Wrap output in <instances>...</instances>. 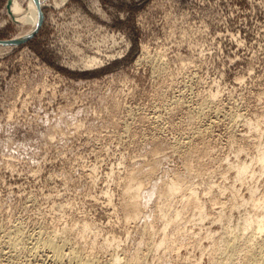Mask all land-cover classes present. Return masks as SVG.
<instances>
[{
	"label": "rangeland",
	"instance_id": "rangeland-1",
	"mask_svg": "<svg viewBox=\"0 0 264 264\" xmlns=\"http://www.w3.org/2000/svg\"><path fill=\"white\" fill-rule=\"evenodd\" d=\"M41 1L34 37L0 49V264H36L24 245L38 231L77 237L76 245L82 237L100 264L137 251L149 264L217 263L207 235L242 232L248 187L264 198V173L241 186L232 169L264 142V0ZM7 2L0 0V41L23 29ZM88 57L100 63L86 67ZM176 177L181 192L166 196ZM138 183L140 214L127 220L124 191ZM189 188L204 220L186 204ZM157 204L166 220L181 212L166 233L182 247L175 241L164 253L142 242L162 236ZM15 227L24 241L10 257Z\"/></svg>",
	"mask_w": 264,
	"mask_h": 264
},
{
	"label": "bare ground",
	"instance_id": "bare-ground-1",
	"mask_svg": "<svg viewBox=\"0 0 264 264\" xmlns=\"http://www.w3.org/2000/svg\"><path fill=\"white\" fill-rule=\"evenodd\" d=\"M58 0H55V4H59V3H62V2H65L66 0H59L58 2H57ZM24 2L26 3L25 4V6L23 5L24 4ZM49 2V0H42L41 1V4H47ZM34 4H36V0H10V2H9V5H8V7H9V10H8V12L10 13L8 16H9V18H10V20L15 24V25H17V26H19L20 28H23L18 34H16V35H14L13 37H12V39H10V40H7V41H9V42H2V41H0V49H7L8 47L7 46H9V45H11L10 43V41H19V40H21V39H24V38H26V36H29V35H31L35 30H37L39 27H40V24H41V22H42V14H41V12H40V10H37L36 8H35V5ZM8 7H7V9H8ZM14 46V45H13ZM11 49V48H10ZM147 58V57H146ZM84 59V58H83ZM140 59V58H139ZM151 59V58H150ZM141 60V59H140ZM157 60H159V59H157ZM157 62V61H156ZM160 62V61H159ZM159 62H158V64H159ZM100 63V61L97 59V58H95V57H88L87 58V60H85V62L83 63L84 64V66H86V67H88V66H97L98 64ZM161 63V62H160ZM162 64V63H161ZM160 64V65H161ZM163 65V64H162ZM162 67V66H161ZM163 69H164V67H163ZM209 97H211V96H209ZM212 98V97H211ZM211 98L209 99V101L211 100ZM212 101V100H211ZM210 101V102H211ZM210 104V103H209ZM202 105H203V103H202ZM205 105H207V101L205 102ZM204 105V106H205ZM204 106H203V108H204ZM199 107V106H198ZM197 107V108H198ZM200 107L202 108V106L200 105ZM206 107V106H205ZM198 110H200V108H198ZM201 111V110H200ZM199 111V112H200ZM217 116V115H216ZM215 117V116H214ZM264 119V118H263ZM259 122V121H258ZM262 123V125H264V120L261 122ZM261 127V125H260V123H256V125L254 126V129L255 130H258L259 128ZM261 129V128H260ZM262 130V129H261ZM261 134H262V136H261V138L262 137H264V128H263V131H261ZM260 134V135H261ZM259 135V136H260ZM189 136V135H188ZM258 136V137H259ZM194 138V137H193ZM185 139H186V137H185ZM188 139V138H187ZM190 139V138H189ZM257 139H260V138H257ZM191 140V139H190ZM191 141H193V139L191 140ZM261 141V140H260ZM183 142V141H182ZM257 142H259V141H257ZM256 142V143H257ZM180 143V142H179ZM184 143H187V140L184 142ZM255 143V140H254V144H256ZM188 144V143H187ZM190 144V143H189ZM184 145V144H183ZM191 145V144H190ZM179 146V145H178ZM177 146V147H178ZM255 146V145H254ZM176 147V146H175ZM182 147H184V146H182ZM181 147V148H182ZM189 147V146H188ZM256 147V153H255V155L252 157V159L249 161V162H247V161H240L237 165H235V166H232V169H234V172H235V182H237V183H240L239 185H241V186H244V185H247V184H249L250 183V181L251 180H253V178L255 177V172H256V170H259V172H260V174H259V176H261V174H263L264 173V142H259V143H257V145L255 146ZM180 148V149H181ZM187 148V147H186ZM176 150H178L177 148H175ZM179 149V150H180ZM183 149V148H182ZM185 149V148H184ZM174 150V149H173ZM175 152H178V151H175ZM260 177H257V179H259ZM234 184V183H233ZM132 186L133 187H135L131 192L128 190V189H126L125 191H124V197H126V201L124 202V205H123V207H124V211H126L125 213L127 214L126 216H127V220H130V219H136L137 217H138V215L140 214L139 212H140V203H139V199H138V196H139V190H140V184L138 183L137 185H133L132 184ZM165 186V185H164ZM163 186V187H164ZM164 189V188H163ZM181 189H182V187H181V182H180V180L176 177V178H173V179H171L169 182H168V184H166V186H165V189H164V193H165V195L166 196H174V195H176V193H178L179 191L181 192ZM255 191H256V189H253L252 187H248L247 188V194L245 195V196H242L241 197V204H243V205H245L246 206V208H247V211H248V213L247 214H245V216L243 217V219H242V225H241V227H239L241 230H242V232H240V233H238V234H233V232H235V231H232V232H227V231H223V233L222 234H220V236H218V235H216V236H214L215 234L211 231L208 235H207V238H209L210 240V248H211V251L210 252H215L216 253V258L219 260L218 262H219V264H264V238L262 239V237H261V235H263L264 234V198H262V197H257V196H255ZM232 193V198L234 199L235 198V194H236V192L235 191H231ZM182 193H183V191H182ZM184 193H186V191L184 192ZM180 194V193H179ZM181 196H183L182 194H181ZM186 197V204H190V206H191V204L193 205L194 204V206H195V209L197 210V214H198V218H199V220H204L205 218H206V212L204 211V208H203V205L199 202V200H198V197H197V192H196V190L195 189H192V188H189V190H188V193H187V196H185ZM185 197H184V199H185ZM182 198V197H181ZM185 200H183V202H184ZM182 202V203H183ZM121 203H122V200H121ZM158 205V204H157ZM122 206V205H121ZM183 206H185V205H183ZM189 206V207H190ZM183 208V207H182ZM192 208V207H191ZM190 208V209H191ZM156 209H157V211L160 213V214H158L163 220V226L162 225H160V227L159 228H161V226H162V228L160 229L161 230V232H162V236L159 238V239H157V240H153L152 238H151V236H150V238L147 240V241H145L144 240V238L142 239V242H147V243H145L146 245H148L147 247L148 248H151L152 249V251L153 250H155V251H158L160 248L161 249H163L162 251L165 253V251H166V249L168 250L171 246L173 247L174 245H176V242L175 241H177V240H175L176 238L174 237L175 235H176V237H180V236H182V237H184V234L183 235H181V232L184 230H182V231H179L180 230V227H179V229H178V225L176 226V227H174V228H176L175 229V235L173 236L175 239H173V238H171L172 237V235H171V237H169L168 235H167V228H168V226H169V224L170 223H175L176 224V220L178 219V217L181 215V212L180 211H176V213H175V216L174 217H172L170 220H166V219H164L163 218V206L161 205V206H157L156 207ZM184 209V208H183ZM189 209V208H188ZM196 214V215H197ZM158 216V217H159ZM224 214H222V212L221 211H219V213H218V220H221V219H223L224 218ZM173 223V224H174ZM149 226V225H148ZM148 226H146L145 225V227H144V230H143V228H142V230L145 232V234L146 233H149V231L147 232V228H148ZM238 227V226H237ZM16 228V227H15ZM63 228V227H62ZM67 228V227H66ZM71 228V227H70ZM88 227L86 226V225H84L83 227H82V232H80V231H78V230H76V231H78V234L77 235H79V237L83 234V231H85L86 229H87ZM226 228V227H225ZM250 228H252L251 230H252V232H250L249 233V229ZM14 229V228H13ZM12 229V230H13ZM74 229V228H73ZM149 229V228H148ZM238 229V228H237ZM62 231V233H64V230H65V228L64 229H61ZM69 230V228L68 229H66L65 231H68ZM225 230V229H224ZM227 230V229H226ZM229 230V229H228ZM239 230V229H238ZM250 230V231H251ZM16 233H15V235H11V237L9 238L10 239V241H9V248L11 247V250H8L9 251V256L10 257H13L12 256V249H14V246H16V243L17 242H20L21 243V246H22V243L23 242H21L23 239H22V234L20 235V233L18 232V229L16 228ZM71 231H75V229L74 230H71ZM71 231H68L69 233L71 232ZM142 231V232H143ZM157 231V233H158V230H155V232ZM237 231V230H236ZM245 231H248V233L247 234H245L244 232ZM5 232V231H4ZM4 232H2V233H4ZM9 232H10V230H9ZM41 231H38V233L35 235V232H34V236H32V238H31V236H30V242H29V240H27L26 239V236H25V240H27L26 242L28 243V245H27V247H26V245H24L25 244V242H24V246H25V248H27V250H26V254L29 252V254H30V256L32 257L31 258V260H35L37 263L36 264H38L39 262V264H100L99 262L100 261H102L103 259L99 256V255H97V258H98V256L102 259H100V261H98L99 259H97V258H93L95 255H93V257H90L89 255H91L92 256V254H93V252H94V248L96 247L95 246V244L93 243V247L92 248H90V250L92 251L93 250V252L91 253L90 252V254L88 255V254H85L84 253V251H83V249L84 248H82V246H81V244H80V242H82L83 240H82V237H80L81 238V240H80V238L78 239V240H80L79 241V245L77 244H72V243H74V241H75V239H77V237L75 238L74 236L72 237L73 239H74V241H71L72 243H70V240H68V238L70 237L71 238V236L69 235V237L68 238H64V237H66L65 235H64V237H62L61 239H57V235L55 234L54 235V233H56V231H54V233H52V234H49L50 232H53V231H48L47 233H48V235L45 233V235H43L42 233H40ZM60 232V233H61ZM79 232H80V234H79ZM155 232H153V231H151V233H155ZM160 232V231H159ZM185 231H183V233H184ZM239 232V231H238ZM6 233H7V231H6ZM74 233V232H73ZM76 233V232H75ZM74 233V234H75ZM262 233V234H261ZM10 234V233H9ZM12 234V233H11ZM58 234V237L60 236V234L59 233H57ZM65 234H67V233H65ZM71 234V233H70ZM144 233H143V235H145ZM159 234V233H158ZM194 234V233H193ZM219 234V233H218ZM231 234H233V236L231 235ZM261 234V235H260ZM3 235V234H2ZM4 235H6V234H4ZM72 235V234H71ZM76 235V236H77ZM142 235V236H143ZM149 235H150V233H149ZM154 235V234H153ZM157 234L155 233V236H156ZM187 235V234H186ZM259 235H260V239L261 240H259ZM24 236V235H23ZM29 236V235H28ZM68 236V235H67ZM83 236V238H85L84 237V235H82ZM193 235H191V237H192ZM195 236H197L196 235V233H195ZM5 237H9V236H5ZM154 237V236H153ZM188 237V236H187ZM185 238V239H187V241H189L190 242V240H188L189 238ZM29 238V237H28ZM60 238V237H59ZM145 238H147V236L145 237ZM156 237H154V239H155ZM184 238H181V239H184ZM195 238V237H194ZM193 238V239H194ZM197 238V237H196ZM195 238V239H196ZM180 239V238H179ZM4 239H2V241H3ZM5 240H6V238H5ZM85 240H86V238H85ZM115 240V239H114ZM144 240V241H143ZM8 241V240H7ZM24 241V240H23ZM92 241V240H91ZM183 241V240H182ZM181 241V242H182ZM208 241V240H207ZM4 242V241H3ZM77 242V241H76ZM75 242V243H76ZM86 242V241H85ZM92 242H94V241H92ZM92 242H90V243H88V245L89 244H91ZM107 242V241H106ZM106 242H105V245H106ZM114 243L116 242L117 243V240H115V241H113ZM180 242V241H179ZM179 242L177 241V243L179 244ZM6 243V242H5ZM4 243V245H6V247H8V245L7 244H5ZM78 243V242H77ZM84 243V242H83ZM82 243V244H83ZM183 243H184V241H183ZM192 243H194V241L192 242ZM0 244H1V242H0ZM97 244V243H96ZM107 244H109V243H107ZM1 245H3V244H1ZM85 245V244H84ZM83 245V246H84ZM86 245H87V242H86ZM87 245V246H88ZM92 245V244H91ZM105 245H104V247H105ZM116 245V244H115ZM142 245H144V243L142 244ZM146 245H145V247H146ZM181 245V243L179 244V246ZM107 246H110V244L109 245H107ZM178 246V247H179ZM4 247V246H3ZM2 246H1V249L3 248ZM5 247V248H6ZM18 247H20L19 246V243H18ZM23 247V246H22ZM21 247V248H22ZM99 247H100V245L98 246V249H99ZM102 247V246H101ZM100 247V249L101 250H104V248H101ZM118 247V246H117ZM181 247H182V245H181ZM89 248V247H88ZM106 248V247H105ZM139 248H141V245L139 246ZM143 248V247H142ZM147 248V251L149 250ZM4 249V248H3ZM18 249V248H17ZM23 250H24V248H22ZM21 249V250H22ZM97 249V250H98ZM99 249V250H100ZM150 249V250H151ZM173 249V248H172ZM171 249V250H172ZM174 249H176L175 248V246H174ZM204 249V248H203ZM15 250V249H14ZM20 250V251H21ZM85 250H86V247H85ZM96 250V249H95ZM96 250V251H97ZM98 250V251H99ZM106 250H108V249H106ZM106 250H104V251H106ZM135 250H137L136 248H135ZM134 249H133V251H135ZM141 250V249H140ZM146 250V249H145ZM149 250V251H150ZM205 250V249H204ZM210 250V249H209ZM1 251V250H0ZM2 251H5V250H2ZM8 251L6 252V253H8ZM17 251V250H16ZM20 251L18 252L19 254V257H20ZM28 251V252H27ZM95 251V252H96ZM104 251H101V252H104ZM148 251V252H149ZM168 251H170V250H168ZM179 251V250H178ZM177 251V252H178ZM87 252V251H86ZM127 253L128 252H130V251H126ZM136 252V251H135ZM138 252V253H137ZM135 254H132L131 256H129L128 254H130V253H128V254H126V255H128L129 257H127L126 255V260H123V257L121 256H119L117 253H114L115 255H113V253H112V255L113 256H110V259L108 260V261H106V260H104V261H106L107 263L106 264H149V262L147 263L146 262V260L147 259H141V257L142 256H140V254H139V252H142V251H137ZM148 252H143V254L144 253H147V256H148ZM151 252V251H150ZM149 252V253H150ZM172 252H174V251H172ZM176 251H175V253H177ZM209 252V253H210ZM3 253V252H2ZM21 253L23 254V251H21ZM89 253V252H88ZM124 253H125V251H124ZM134 253V252H133ZM154 253V252H153ZM153 253H152V256H153ZM163 253V254H164ZM15 254V253H14ZM95 254V253H94ZM99 254H100V252H99ZM151 254V253H150ZM156 254H158V253H156ZM156 254L154 255L156 258H158V259H160V257L163 255H157L156 256ZM161 254V253H160ZM1 255V254H0ZM124 255V254H123ZM142 255V254H141ZM3 256V255H2ZM8 256V257H9ZM22 256V255H21ZM145 256V257H144ZM212 255H210L209 256V261H210V257H211ZM215 256V255H214ZM5 257V256H4ZM27 257V256H26ZM26 257H24V258H26ZM143 257L144 258H147L146 257V254L145 255H143ZM1 258V257H0ZM27 258H29V256L27 257ZM26 258V259H27ZM109 258V257H108ZM164 258V257H163ZM215 257H212L211 259L213 260ZM3 259V258H2ZM8 259H10V258H8ZM13 259V258H12ZM15 259V258H14ZM16 259H19L18 258V256H17V258ZM97 259V260H96ZM105 259V258H104ZM125 259V258H124ZM154 259V258H153ZM217 259H215V261H217ZM4 260H6V259H4ZM23 260V259H22ZM30 260V259H29ZM121 260H122V262H121ZM163 260V259H162ZM212 260H211V263H212ZM7 261V260H6ZM6 261H5V263H6ZM17 261V260H16ZM26 261V260H25ZM124 261V262H123ZM152 262L154 261V260H151ZM158 261H160V260H158ZM214 261V262H215ZM13 262V261H12ZM20 262V261H19ZM19 262H16V263H19ZM22 262V264L24 263V260L23 261H21ZM20 262V263H21ZM157 262V261H156ZM162 262V261H161ZM160 262V263H161ZM197 263L199 262V261H196ZM217 262V263H218ZM15 263V264H16ZM34 263V262H33ZM103 263V262H102ZM101 263V264H102ZM158 263V262H157ZM156 263V264H157ZM196 263V264H197ZM200 263V262H199ZM210 263V262H209ZM216 263V262H215ZM214 263V264H215ZM216 263V264H217ZM2 264V263H1ZM7 264H9V263H7ZM11 264V263H10ZM12 264H14V263H12ZM31 264V263H30ZM35 264V263H34ZM105 264V263H104ZM150 264H151V262H150ZM153 264V263H152ZM161 264H163V263H161ZM213 264V263H212Z\"/></svg>",
	"mask_w": 264,
	"mask_h": 264
},
{
	"label": "water",
	"instance_id": "water-1",
	"mask_svg": "<svg viewBox=\"0 0 264 264\" xmlns=\"http://www.w3.org/2000/svg\"><path fill=\"white\" fill-rule=\"evenodd\" d=\"M9 2H10V0H8V2H7V6H8V4H9ZM42 21H43V16H42ZM41 24H42V22H41ZM41 24H40V26H41ZM40 28V27H39ZM38 28V29H39ZM38 29L37 30H35L31 35H29V36H26V38H24V39H21V40H19V41H10L11 43V45H17V44H19V43H22V42H25L26 40H28V39H30L31 37H34V35L38 32ZM2 42H9V41H2Z\"/></svg>",
	"mask_w": 264,
	"mask_h": 264
}]
</instances>
